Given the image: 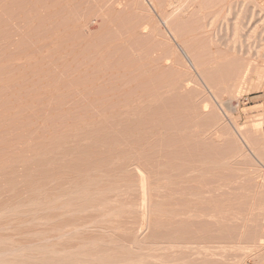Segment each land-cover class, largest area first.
<instances>
[{
    "label": "rangeland",
    "instance_id": "rangeland-1",
    "mask_svg": "<svg viewBox=\"0 0 264 264\" xmlns=\"http://www.w3.org/2000/svg\"><path fill=\"white\" fill-rule=\"evenodd\" d=\"M0 23V264H264V166L231 126L264 158V0H0ZM185 151L216 176L184 184Z\"/></svg>",
    "mask_w": 264,
    "mask_h": 264
},
{
    "label": "bare ground",
    "instance_id": "bare-ground-1",
    "mask_svg": "<svg viewBox=\"0 0 264 264\" xmlns=\"http://www.w3.org/2000/svg\"><path fill=\"white\" fill-rule=\"evenodd\" d=\"M24 1V0H23ZM28 1V0H27ZM32 1V0H31ZM36 1V0H35ZM60 1V0H59ZM30 2V1H29ZM65 2V1H64ZM75 2V1H74ZM22 3V2H21ZM38 3V2H37ZM41 3V2H40ZM11 4V3H10ZM24 4V3H23ZM42 4V3H41ZM51 4H52V2H51ZM54 4H55V2H54ZM72 4V3H71ZM18 5V4H17ZM53 5V4H52ZM31 6V5H30ZM50 6V5H49ZM62 6H63V4H62ZM61 6V7H62ZM5 7V6H4ZM13 7H14V5H13ZM223 7V6H222ZM31 8V7H30ZM65 8V7H64ZM63 8V9H64ZM86 8H88V7H86ZM5 9H7V8H5ZM27 9V8H26ZM32 9V8H31ZM51 9V8H50ZM53 9V8H52ZM76 9V8H75ZM36 11H37V9H35ZM21 11V10H20ZM42 11H44V10H42ZM46 11V10H45ZM73 11V10H72ZM27 12V11H26ZM48 12V11H47ZM76 12V11H75ZM88 12V11H87ZM221 12V11H220ZM230 12V11H229ZM25 13V12H24ZM37 13V12H36ZM40 13V12H39ZM64 13V12H63ZM77 13V12H76ZM3 14H4V12H3ZM11 14H13V13H11ZM53 14V13H52ZM28 15H30V14H28ZM215 16V15H214ZM27 17V16H26ZM35 17V16H34ZM52 17V16H51ZM221 17V16H220ZM8 18V17H7ZM10 18V17H9ZM17 18V17H16ZM19 18V17H18ZM25 18V17H24ZM65 18V17H64ZM13 19V18H12ZM23 19V18H22ZM59 19V18H58ZM69 19V18H68ZM27 20V19H26ZM34 20H35V18H34ZM50 20V19H49ZM12 21H14V20H12ZM57 21V20H56ZM8 22V21H7ZM37 22V21H36ZM47 22V21H46ZM53 22V21H52ZM58 22V21H57ZM20 23V22H19ZM71 23H72V20H71ZM75 23V22H74ZM1 24V23H0ZM39 24V23H38ZM49 24V23H48ZM69 24V23H68ZM70 25V24H69ZM38 27V26H37ZM68 27V26H67ZM49 28V27H48ZM51 28V27H50ZM237 28V27H236ZM20 29V28H19ZM37 29V28H36ZM45 29V28H44ZM1 30V29H0ZM28 30V29H27ZM31 30V29H30ZM67 30V29H66ZM68 30H69V28H68ZM37 31V30H36ZM54 31H55V29H54ZM49 32V31H48ZM75 32V31H74ZM34 33V32H33ZM236 33H237V31H236ZM250 33H252V32H250ZM19 34V33H18ZM43 34V33H42ZM66 34V33H65ZM67 35V34H66ZM238 35V34H237ZM19 36H20V34H19ZM71 37H73V36H71ZM37 38V37H36ZM65 38V37H64ZM88 38H90V37H88ZM55 39V38H54ZM66 39V38H65ZM15 40V39H14ZM89 40V39H88ZM91 40H93V39H91ZM34 41V40H33ZM55 41V40H54ZM57 41V40H56ZM85 41H87V40H85ZM174 41H176V40H174ZM88 42V41H87ZM24 43H26V42H24ZM47 43V42H46ZM74 43V42H73ZM80 43V42H79ZM86 43V42H85ZM20 44V43H19ZM54 44V43H53ZM52 44V45H53ZM57 44V43H56ZM70 44V43H69ZM25 45V44H24ZM50 45V44H49ZM66 45H68V44H66ZM73 45V44H72ZM176 45H178V44H176ZM34 46V45H33ZM55 46V45H54ZM75 46V45H74ZM82 46V45H81ZM182 46V45H181ZM180 45H178V47H179V49H180V51L182 52V54L188 59V61L190 62V58L188 57V54H187V52L181 47ZM52 47V46H51ZM51 47H49V49L51 48ZM56 47V46H55ZM61 47V46H60ZM67 47V46H66ZM234 47H236V46H234ZM24 48V47H23ZM26 48V47H25ZM37 48V47H36ZM78 48V47H77ZM88 47H86V49H87ZM60 49H62V48H60ZM81 49H82V47H81ZM42 50V49H41ZM53 50V49H52ZM55 50V49H54ZM79 50H80V48H79ZM88 50V49H87ZM18 51H19V49H18ZM17 51V52H18ZM28 51V50H27ZM47 51H49V50H47ZM46 51V52H47ZM70 51V50H69ZM24 52V51H23ZM45 52V53H46ZM68 52V51H67ZM80 52V51H79ZM78 52V53H79ZM84 52V51H83ZM20 54V53H19ZM48 54V53H47ZM52 53H50V55H51ZM54 54V53H53ZM21 55H22V53H21ZM49 55V54H48ZM55 56V55H54ZM74 56V55H73ZM230 58H232V63L229 65V70L231 69V71L230 72H232V71H234L235 72V78H234V80H235V83H238V84H236V85H238V86H236V89L238 88V89H241V90H243V88H242V85H244L248 80H249V78H250V75H251V72H252V70H253V68H252V63H250L249 61L247 62L246 60H244V59H242L239 55H238V52H237V50H236V48H233L232 50H231V53H229V55H228ZM28 57H29V55H28ZM27 57V58H28ZM35 57V56H34ZM53 57V56H52ZM51 57V58H52ZM59 57V56H58ZM55 58H57V57H55ZM70 58H72V57H70ZM228 58V57H227ZM247 58V57H246ZM26 59V58H25ZM30 59H32V57L30 58ZM29 60V59H28ZM33 60V59H32ZM31 61V60H30ZM66 61H67V59H66ZM192 61V60H191ZM26 62V61H25ZM29 62V61H28ZM62 62V61H61ZM231 62V61H230ZM63 63V62H62ZM70 63V62H69ZM193 63V62H192ZM38 64V63H37ZM37 64H35V65H37ZM28 65V64H27ZM35 65H33V66H35ZM58 65V64H57ZM65 65V64H64ZM67 65V64H66ZM39 66V65H38ZM22 67V66H21ZM37 67V66H36ZM59 67V66H58ZM61 67V66H60ZM228 67V66H227ZM30 68V67H29ZM196 68V67H195ZM26 70H27V68H26ZM37 70V69H36ZM61 70V69H60ZM223 70V69H222ZM22 71V70H21ZM24 71V70H23ZM54 71V70H53ZM58 71V70H57ZM36 73H38V72H36ZM261 78H262V76H261ZM229 79V78H228ZM142 81V80H141ZM205 82V81H204ZM228 82H230V81H228ZM206 83V82H205ZM244 87V86H243ZM144 88V87H143ZM142 88V89H143ZM246 89V88H245ZM239 91V90H238ZM245 91V90H244ZM144 92V91H143ZM242 92V91H241ZM241 92H239V93H241ZM144 95V94H143ZM140 96V95H139ZM141 97V96H140ZM164 106V105H163ZM159 107V106H158ZM172 107V106H171ZM163 108V107H162ZM153 112L155 111V110H152ZM166 111V110H165ZM157 112V111H156ZM164 112V111H163ZM172 117V116H171ZM147 118V117H146ZM149 119V118H148ZM156 119V118H155ZM144 122V121H143ZM256 122H258V120L256 121ZM155 123V122H154ZM157 123V122H156ZM155 123V124H156ZM233 124H234V122H233ZM232 123H231V126H232V128H233V130H234V134H236V136H237V138L239 139V141L241 142V144L243 145V147L245 148V150H246V152H248V154H250V156H251V159L253 158L258 164H260L261 166H264V161H263V157H262V153H261V149L260 150H258L257 148H259V147H256V148H254L255 146H257V145H255L252 141H250V137L248 138V133L249 134H251V133H253V135L254 134H256L257 132H258V130H260V126L261 125H259L258 123L257 124H254V125H252L251 127H249V128H251V129H248V131H247V133L245 134V137H244V133L242 132V130L240 129V128H237V124H236V127L233 125ZM138 130V129H137ZM141 133H142V131H141ZM247 135V136H246ZM251 136H252V134H251ZM247 138V139H246ZM249 139V140H248ZM184 140V139H183ZM251 140H252V138H251ZM189 141H190V139H189ZM250 142H252L255 146L254 147H252L253 145H252V143H250ZM194 147V146H193ZM191 152V151H190ZM263 152V151H262ZM185 153H186V151H185ZM184 153V154H185ZM194 153V152H193ZM181 154V153H180ZM187 154V153H186ZM191 155V153H189V151H188V154L187 155ZM196 154V153H195ZM264 154V153H263ZM174 155V154H173ZM185 156V155H184ZM192 157V159L190 158V156H189V158L187 159V161H186V163L184 162V160H183V164L185 165L184 166V168L187 166L186 164H188L189 165V168L190 169H188V176H189V174L191 173V177L192 176H194L195 175V173H196V175H195V177L193 178H191L190 176H189V179H187L188 178V176L187 175H185V177H187V178H185L183 181H184V184H186V182H190V183H194V181L195 180H199V177H200V179L202 178L201 176H207L206 178H208V174H210V177H215L216 176V172H218L217 170L219 169L218 167H215V166H212V165H210V161H209V159H207V157H201L199 154L196 156V155H191ZM179 158V157H178ZM249 158V157H248ZM183 159V158H182ZM189 160V161H188ZM190 160H192L191 162H190ZM180 161H182V160H180ZM176 162V161H175ZM192 162H194V163H192ZM136 164H138V163H136ZM218 168V169H217ZM176 169H177V167H176ZM179 169H180V167H179ZM179 169H177V171L176 172H181V170L179 171ZM187 170V169H186ZM190 170V171H189ZM190 172V173H189ZM174 173H175V171H174ZM184 173V172H183ZM192 173H194V175H192ZM180 174V173H179ZM185 174V173H184ZM184 174H180L181 176L183 175L184 176ZM199 174V175H198ZM177 175V174H176ZM180 175H179V179L181 180V179H183V178H181L180 177ZM201 175V176H200ZM218 175H219V173H218ZM178 176V175H177ZM176 176V177H177ZM196 176H198L197 178H196ZM196 178V179H195ZM225 178V177H224ZM141 180V179H140ZM205 180V179H204ZM217 180H219V179H217ZM174 181L175 180H173V183H174ZM176 181H177V179H176ZM186 181V182H185ZM226 181V180H225ZM224 180L222 181V182H225ZM228 181V180H227ZM182 182V181H181ZM196 183H197V181H195ZM211 182V181H210ZM221 182V183H222ZM190 183H187V184H190ZM202 183V182H201ZM205 183V182H204ZM140 184H141V181H140ZM172 184V183H171ZM213 184H214V182H213ZM216 184V183H215ZM173 185V184H172ZM177 185V184H176ZM181 185V184H180ZM182 185H183V182H182ZM209 185H212V184H209ZM209 185L207 184V186L209 187ZM213 186H215V185H213ZM217 186H218V188H220L221 189V186L222 185H220L219 183L217 184ZM225 186V185H224ZM211 188V187H210ZM217 188V187H216ZM227 188V187H226ZM206 189V190H205ZM212 189V188H211ZM191 190H193V189H191ZM214 190H217V189H215L214 188ZM219 190V189H218ZM217 190V191H218ZM195 191V190H194ZM216 191V192H217ZM225 191V190H224ZM207 194V193H210V191L207 189V187H206V185H205V187H204V185H203V187H200V189H199V191L197 190V191H195V193L194 192H192V191H190L189 192V194H188V192H186L185 194H186V196H188V195H191V196H196L198 199H201L202 197V199H204L205 198V196L203 195V194ZM215 193V192H214ZM219 193V192H218ZM222 193V192H221ZM183 194V193H182ZM181 194V195H182ZM185 194H184V196H185ZM183 196V195H182ZM183 196V197H184ZM185 196V197H186ZM208 196V195H207ZM185 197L183 198V199H185ZM189 198H191V197H189ZM189 198L187 199H185L184 200V204L185 205H187V203H189ZM194 198V201H198V202H200L201 204L203 203V201L202 200H195L196 198L195 197H193ZM193 198H191V200L193 201ZM205 200V199H204ZM214 200V199H213ZM187 203H186V202ZM193 201V202H194ZM202 201V202H201ZM212 201V200H211ZM190 203H191V201H190ZM189 203V204H190ZM188 204V205H189ZM208 204V203H207ZM227 204V203H226ZM229 204V203H228ZM187 205V206H188ZM198 205V204H197ZM200 205V204H199ZM230 205H232V204H230ZM230 205H228V206H226V207H231ZM193 206H195V205H193ZM233 206V205H232ZM182 207H184V206H182ZM223 207V206H222ZM226 207H224V208H222V209H224L223 211L221 210V207H219L220 209L219 210H221V212H224V211H227V209H226ZM185 208H186V212L188 213H186L187 215H189V212H190V208H189V210L187 209L188 207H186L185 206ZM228 208V211L227 212H225V213H229V211H230V214H231V212L233 211V208L231 207V209H229ZM199 209H201V208H199ZM192 210V209H191ZM197 210V209H196ZM232 210V211H231ZM180 211V210H179ZM181 211H183V210H181ZM235 211V210H234ZM238 211V210H237ZM174 212V211H173ZM183 212H185V211H183ZM207 212V211H206ZM215 212H216V210H215ZM191 213H193V212H191ZM195 213H197V212H195ZM237 213V212H236ZM175 214H177V213H175ZM183 214V213H182ZM181 214V215H182ZM186 214H183V215H186ZM215 214V213H214ZM193 215V214H192ZM197 215V214H196ZM198 215H199V213H198ZM205 215V214H204ZM224 215V214H223ZM212 216V215H211ZM215 216V215H214ZM182 217V216H181ZM189 217V216H188ZM225 219V218H224ZM229 220V219H228ZM202 240V239H201ZM169 258V257H168ZM0 262H4V261H2V259L0 260Z\"/></svg>",
    "mask_w": 264,
    "mask_h": 264
}]
</instances>
